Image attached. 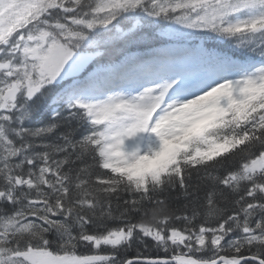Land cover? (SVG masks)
Instances as JSON below:
<instances>
[{
    "label": "snow or ice",
    "instance_id": "1",
    "mask_svg": "<svg viewBox=\"0 0 264 264\" xmlns=\"http://www.w3.org/2000/svg\"><path fill=\"white\" fill-rule=\"evenodd\" d=\"M0 264H264V0H0Z\"/></svg>",
    "mask_w": 264,
    "mask_h": 264
}]
</instances>
